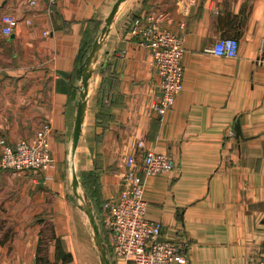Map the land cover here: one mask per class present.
<instances>
[{
	"label": "crops",
	"instance_id": "obj_1",
	"mask_svg": "<svg viewBox=\"0 0 264 264\" xmlns=\"http://www.w3.org/2000/svg\"><path fill=\"white\" fill-rule=\"evenodd\" d=\"M117 1L0 0V139L48 131L53 158L48 170L0 166V264H80L81 252L102 264L73 173L100 214L123 160L148 150L177 166L147 177L143 197L162 238L183 244L182 264L264 261V0H127L89 78L72 155L83 70ZM153 12L184 36L183 90L164 115L153 53L129 34ZM4 15L17 21L11 34ZM223 37L238 39L236 57L214 52Z\"/></svg>",
	"mask_w": 264,
	"mask_h": 264
},
{
	"label": "built area",
	"instance_id": "obj_2",
	"mask_svg": "<svg viewBox=\"0 0 264 264\" xmlns=\"http://www.w3.org/2000/svg\"><path fill=\"white\" fill-rule=\"evenodd\" d=\"M167 17L166 12L147 13L134 19L129 31L131 36L138 37L139 45L153 53L161 78L160 96L154 103L159 115L173 106L183 90L184 36L162 28ZM3 22V34H11L17 26L16 19L10 15H4ZM213 50L220 56L236 57L239 41L231 37L219 38ZM48 134L43 131L30 140L22 139L14 144L0 139V166L15 172L48 170L53 166ZM175 171L174 160L154 150H148L140 162L134 156L123 160L122 169L116 172L119 191L105 199L99 217L100 226L110 235L112 261L117 264H182L187 261L182 252L183 244L162 238L161 225L146 218L147 202L143 197L147 177ZM253 264H264V261Z\"/></svg>",
	"mask_w": 264,
	"mask_h": 264
},
{
	"label": "water",
	"instance_id": "obj_3",
	"mask_svg": "<svg viewBox=\"0 0 264 264\" xmlns=\"http://www.w3.org/2000/svg\"><path fill=\"white\" fill-rule=\"evenodd\" d=\"M126 1L127 0H118L115 3L112 11L107 17L105 27L102 29L100 35L98 36V38L96 39V41L94 42L92 46L90 55L85 64L83 74H82V90H81L80 99L78 102V109L76 113L75 126H74V131H73V140H72V146H71L72 155L75 153V150L77 148L80 133H81V128H82V123H83V119L85 116V110H86L87 98H88L87 90H88L89 78L94 71L95 63L98 58L99 50L101 49V46H102L104 36L105 34H107L109 30V26L113 22L117 11L124 5ZM72 187H73V191L75 195L80 200L81 207L85 210L88 216L90 225L93 229L94 239H95V243L97 246V251H98L101 263L102 264H112L108 256L105 239L99 227L100 225L99 217L94 212L93 207L90 201L88 200L86 193H84V191L82 190L75 172L73 173Z\"/></svg>",
	"mask_w": 264,
	"mask_h": 264
},
{
	"label": "rangeland",
	"instance_id": "obj_4",
	"mask_svg": "<svg viewBox=\"0 0 264 264\" xmlns=\"http://www.w3.org/2000/svg\"><path fill=\"white\" fill-rule=\"evenodd\" d=\"M24 170H32V169H24ZM35 170V169H34ZM104 203V202H103ZM98 215V217H100V214H97ZM101 225V224H100ZM99 225V227H100V229H101V233H102V235H103V237H104V239H105V242H106V247H107V252H108V256H110L109 258H111L112 257V255H111V250H110V247H109V245H108V243H107V239H106V236H108L109 238H110V235L108 234V232H106V231H104L103 230V228H102V226H100ZM79 263L80 264H88V263H91V264H96L95 263V261L92 259V260H89V256L87 255V254H85L84 252H81L80 254H79ZM91 259V258H90ZM95 259V258H94ZM111 261H112V259H110ZM112 264H117L114 260L112 261Z\"/></svg>",
	"mask_w": 264,
	"mask_h": 264
},
{
	"label": "trees",
	"instance_id": "obj_5",
	"mask_svg": "<svg viewBox=\"0 0 264 264\" xmlns=\"http://www.w3.org/2000/svg\"><path fill=\"white\" fill-rule=\"evenodd\" d=\"M106 239L108 240L107 243L109 245L110 244V238L108 236H106Z\"/></svg>",
	"mask_w": 264,
	"mask_h": 264
}]
</instances>
